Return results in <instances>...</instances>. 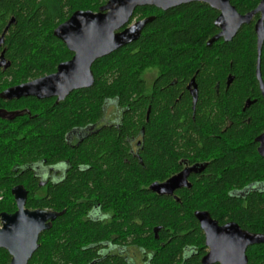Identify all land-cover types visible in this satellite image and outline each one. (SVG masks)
Masks as SVG:
<instances>
[{"label": "trees", "instance_id": "obj_1", "mask_svg": "<svg viewBox=\"0 0 264 264\" xmlns=\"http://www.w3.org/2000/svg\"><path fill=\"white\" fill-rule=\"evenodd\" d=\"M107 1L0 0L3 27L8 16L15 19L4 36V58L10 66L0 69V93L50 75L58 64L70 60L72 53L54 37V29L74 12H96ZM230 2L244 14L260 0ZM150 13L154 20L137 41L93 63L92 87L73 91L58 104L32 98L11 102L0 99V109L26 108L30 112L29 117L0 119V197L3 198L0 213L14 211L11 188L15 184L29 190L26 208L57 213L66 210L50 230L42 233L39 248L28 264H124L119 259L93 263V251L85 249L86 243L101 237L106 229L76 225L81 208L74 202L94 192L105 199L112 191L116 198L120 196L121 203L128 205L124 217L128 219L136 244L163 243L154 264H181L185 247L194 246L200 254L204 253V237L194 217L195 210H206L218 223L233 221L246 231L264 234V190L244 195L232 193L250 183L264 182V159L255 153L251 144L240 145L243 136L264 118V101L255 78L252 28L244 27L229 43L219 40L208 46L217 15L208 6L191 3L161 13L154 8H137L132 19H141ZM147 70H157L160 76L150 94L142 80ZM260 72L264 81V43ZM229 74L234 76V81L226 87ZM191 77L195 78L199 93L194 111L184 89ZM173 80L176 85L171 86ZM111 99H116L120 107L128 108L130 125L139 122L145 126L142 170L137 165L142 173V190L135 172L126 178L106 179L92 171L81 177L72 175L62 188H53L49 198L36 195L35 181L26 175L17 176L15 167L31 159L43 160L48 150L57 151L56 155L69 151L64 143L66 133L73 127L95 122ZM246 99L255 103L242 112ZM227 125L230 128L222 132ZM263 129L260 127L253 134ZM102 138L105 143L100 142L101 137L89 138L81 151L72 155L95 163L106 161L97 156L107 153L112 137ZM190 153L208 155L211 162L193 188L180 195L179 203L158 199L145 191L151 179L168 173L175 163L173 156ZM122 189L128 194L119 195ZM155 229L160 241L154 237ZM140 232L142 242L138 239ZM246 255L248 264H264V244L250 247ZM9 262L8 253L0 249V264ZM183 264H199L198 257Z\"/></svg>", "mask_w": 264, "mask_h": 264}, {"label": "flooded vegetation", "instance_id": "obj_2", "mask_svg": "<svg viewBox=\"0 0 264 264\" xmlns=\"http://www.w3.org/2000/svg\"><path fill=\"white\" fill-rule=\"evenodd\" d=\"M195 3H199V2H195ZM199 4H203V3H199ZM203 5H206V4H203ZM256 7L254 9H256ZM140 8H154L158 10L160 13L172 10V9H169L167 11H162L160 9H157L155 7H150V6H145V7H140ZM254 9H252L251 11H253ZM214 11L217 13L214 19V22H213L215 31H214V34L208 39V41L211 40V38L218 35L219 33H221V29L215 25V20L219 16L220 11H217V10H214ZM247 13L241 14L238 12V14L242 16L246 15ZM152 14L153 13L147 14L145 17H142L141 19L137 17L133 19L131 18L130 22L127 25H125L121 30L125 29L126 27L138 21H141V20L143 21L145 19L152 18V20L148 23L150 24L154 20V15ZM260 17H261L260 14H256L252 18L250 23L241 26L238 32H240L244 27H250L252 28V31L254 33L255 49H256L255 78L257 81L258 93L260 95L261 100L264 101V98L259 88V82L256 76V67H257L256 41H257V38H256V33H255V25L257 21L260 19ZM9 23H11L10 26L15 24V19L13 16L7 17L4 27H3L2 21L0 20V28H1L0 29V40L2 39V36H3L2 42L0 43V69H3V70L4 68L10 66V62L4 58L5 49L3 48L4 36L10 27V26L8 27ZM263 25H264V21H263ZM6 28H7V31L4 34V31L6 30ZM219 40H222L223 42H225L223 38ZM229 42H225V43H229ZM72 57H73V53H72ZM148 71H156V76L153 79L151 86L149 87L147 86L146 81L144 79V74ZM146 72H144V74L142 75V80L144 82L146 92L150 94L152 93L155 87V84L157 80L160 78V76L157 70H147ZM260 76H261V72H260ZM192 80L194 81V85L191 84ZM261 80L264 83L262 77H261ZM233 81H234V76L232 74H229L226 77V82H225L226 87L230 86ZM170 85L171 86L176 85V80H173L170 83ZM215 88L218 89V84L215 85ZM184 89L187 91L188 96L191 99V105L194 111V107L197 103L198 94H199L198 86H197V83L194 77L189 78V80L185 82ZM179 98L180 96L178 97V99ZM22 99H27V98H22ZM47 100H53L54 104L59 103V102L56 103L55 97L51 99H47ZM12 101H21V99L12 100ZM5 102H11V101H5ZM247 103H249V106L246 107ZM254 103H255V100L246 99V101L244 102L243 108H242V112L249 109ZM119 104L120 103L116 99L115 100L111 99L107 101L105 105L102 107L101 114L100 116L96 118L95 122L87 124L85 126H77V127L71 128L70 131L66 133L65 139H64L65 146L70 149L69 151L63 150L59 155H56L57 151L48 150L47 156L43 160L35 161L31 159L28 162L22 164L21 166L15 167L14 172L18 171L17 176L26 175L32 181H35L34 184H36V188L38 190L34 191V193L36 195H40V192H42L41 195H43L45 198L46 197L49 198L51 190H53V188L57 186L62 188L63 184L67 182L72 175L75 177H81V175L82 176L88 175V173L92 171L94 172L96 171L97 174L100 173L104 175L101 178H106V179H115L116 177L126 178L128 174H130L131 172H135L134 177L139 178L140 190H142V173L137 168V165L140 166L142 170V165L144 164L142 154L144 153V150H145V140H144L145 126H142V123H139V122H135L134 126L130 125L129 119H131V115H130L128 108L120 107ZM1 109L7 111L8 113H22L21 116H17V117H23V116L29 117L30 116V112L26 108L13 109V110L4 109V108H1ZM149 113H150V108L148 107L147 113L145 116L146 124L148 123ZM17 117H15V119ZM1 120L11 121L9 119H1ZM260 127L264 128V118L261 119V123L253 125L252 130L249 133H247V135L243 136L244 139L240 142V145H250L251 144V146L254 147L255 153L260 158H262L258 153V148L260 146V143L257 142L256 139L260 135L264 134V129L258 134L257 133L253 134V132H256ZM227 128H230V125H227L225 129L222 130V132H225ZM106 135H109L112 137L111 141H109L108 143L110 144V147L108 148L107 153L102 152L101 155L97 156L100 159L105 158L106 161L101 160L100 162H96L99 164H96L95 160L92 162L90 160H85L82 156L79 157V155H76V158H74V155H72L78 150L81 151L82 145L89 138L101 137L100 142L105 143L104 138L102 137ZM93 152L95 153V151ZM173 161L175 163L171 167V169L168 171V173H166L164 176H157L154 179H151L150 183L145 188V191H147L150 195H153L158 199L179 203L180 195L182 193H185V191H190L193 188L194 183L196 181H199L202 178L208 165L211 162V158L208 155L200 156L199 153L198 154L190 153L189 155L173 156ZM182 174L186 176V179H185V182L181 184V187H177L171 192H170L171 189L164 190V188H160V193L154 192L151 190V186L153 184H156V185L164 184L171 178L182 175ZM100 183L101 182H99V184ZM16 186H22L24 188V186L21 184H15L11 188V191ZM24 190L27 193V197H26V202H27V199L29 197V190L25 188ZM263 190H264V182L250 183L249 185L245 186L243 189H240L238 191H232V193L236 192L235 194L237 195H244L249 192H261ZM127 194H128V191L126 189H122L119 195L123 196ZM110 195L111 196H109V198L104 199L103 197L101 198L98 192H94L91 196H81L79 199L75 200L74 202L75 205L81 208L80 214L78 215V218H77L78 220H76V225L80 224L86 228L88 227V225H92L95 227L106 229L105 234H103L101 237L94 239L93 241L90 240L92 242L89 241L88 244L86 243L85 249L90 248L93 251L92 253L93 263H101L104 261H109V260L113 261V260L119 259L124 264H135L134 259L131 257V254H130V249L133 248V249H136L140 253L141 264H154V258L163 243L159 242L160 243L159 245L154 242V243H151V245L145 244L141 246L136 244V242L134 241L136 238L131 232L132 230L130 229V224L128 222V219L124 217L125 215H127L128 205L125 203H121V201L119 200L120 196L116 198L112 191ZM12 198H13L15 209L12 213H6V214H13L17 210V206H16L13 195H12ZM2 199L3 198L0 197V201ZM26 202H25V205H26ZM37 209H40V208H37ZM29 210H36V209H29ZM42 210H48V209H42ZM48 211H52V210H48ZM198 211L207 212L206 210L199 209V210H195L194 213ZM65 212L66 210L63 209V211L61 212L62 215ZM136 221H139V220H136ZM231 222L233 221H229L223 224L218 223V222L217 223L219 226H223ZM157 230L158 229H155L154 233ZM202 233L204 237V247H205L204 253L200 254V251L194 246L189 247V248L185 247L183 250L184 254H183L181 264L189 261L194 256L198 257V263L201 264L202 258L209 252V248L205 246L204 232L202 231ZM154 237L157 241H160L157 235V232L155 233ZM138 239L142 242V233L139 235ZM215 264H219V263H215Z\"/></svg>", "mask_w": 264, "mask_h": 264}, {"label": "water", "instance_id": "obj_3", "mask_svg": "<svg viewBox=\"0 0 264 264\" xmlns=\"http://www.w3.org/2000/svg\"><path fill=\"white\" fill-rule=\"evenodd\" d=\"M195 2L206 4L220 11L215 25L221 29V33L211 38L207 43L208 46L221 38L225 42L231 41L241 26L249 24L256 14H260L261 17L255 25L256 76L264 98V83L260 76V57L264 42V0L260 1L256 9L244 16L238 14L229 0H108L97 12H74L54 29V37L61 41L69 52L73 53L69 61L58 64L56 71L50 75L3 90L0 93V99L12 101L34 98L41 101L55 97L58 103L73 91L90 88L94 84L91 70L93 63L137 41L143 28L152 20V18L141 20L121 30L130 22L137 8L150 6L167 11ZM191 84L194 85L193 80ZM21 115L22 113H8L0 109L1 119L12 120ZM256 141L260 143L258 153L264 158V134L260 135ZM185 179L186 176L182 174L171 178L164 184H153L151 190L160 193V188H164V190L171 189V192L181 187ZM11 194L17 210L13 214L0 213V249L9 254V264H28L39 248L38 242L41 234L50 230L52 223L62 213L26 209L27 193L22 186L14 187ZM194 216L204 232L205 246L209 248L201 264H248L247 249L264 244V234L245 231L234 222L219 226L208 212L198 211L194 213Z\"/></svg>", "mask_w": 264, "mask_h": 264}, {"label": "rangeland", "instance_id": "obj_4", "mask_svg": "<svg viewBox=\"0 0 264 264\" xmlns=\"http://www.w3.org/2000/svg\"><path fill=\"white\" fill-rule=\"evenodd\" d=\"M155 76H156V71H148L144 74V79L148 87L151 86V83L153 79L155 78ZM41 194L42 192H40V195ZM130 254H131V257L134 259L135 264H141V255L136 249H133V248L130 249Z\"/></svg>", "mask_w": 264, "mask_h": 264}]
</instances>
